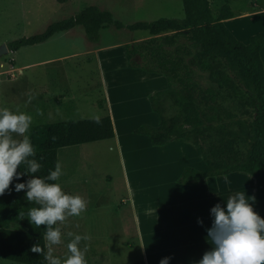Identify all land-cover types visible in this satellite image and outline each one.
<instances>
[{
	"label": "rangeland",
	"instance_id": "obj_1",
	"mask_svg": "<svg viewBox=\"0 0 264 264\" xmlns=\"http://www.w3.org/2000/svg\"><path fill=\"white\" fill-rule=\"evenodd\" d=\"M214 1L211 0L210 8L213 16L218 8ZM229 2L233 10L228 14L233 20L228 24L243 34L240 35L246 36L263 26L261 18H241L237 16V10H249L253 8V2L258 4L254 7L258 9L264 6V0ZM91 4L109 10L124 24L161 17H183L181 0H69L65 3L57 0H0V45L41 32L50 22L74 15ZM147 33L109 26L101 30L99 42L90 43L82 26L77 25L55 33L42 43L16 51L8 50L0 55V107L26 112L33 117V122L95 119L106 114L112 119L114 137L57 149V164L64 173L57 183L66 193L79 195L87 202L86 211L81 216L68 217L64 223L57 222L56 227L62 233V243L53 246V254L57 257L67 255L66 245L72 238L71 233L90 237L81 243V247H87V264L147 261V257H143L146 252L141 233L138 235L136 229L134 213L137 209L144 208L148 202H152L155 209L158 206L164 208L166 204L183 207L194 200L191 199L194 191L228 185L236 192L234 188H237L238 179L254 180L247 173L232 172L203 179L195 185L181 184L176 180L175 169L166 165L169 172L165 173L162 160L174 157L182 144L193 145L174 139L165 145L153 146L146 136L131 132L141 123H158V116L149 108L148 96L166 85L163 75L132 69L126 64L125 44L139 36L150 37ZM204 61L214 71L221 70L219 59L207 54ZM187 62L193 69L191 81L200 89L201 102L207 103L205 110L213 113V108L219 105V117L212 116L214 124L232 128L239 122L248 123L252 119L253 108L242 95L236 79L224 78L230 80L227 82L212 80L210 73L193 59L189 58ZM23 65L22 73H18V67ZM209 91L215 94L211 95ZM54 104L57 105L55 114L49 113ZM209 133L213 135V132ZM232 149L238 152L239 159L244 158L242 145L236 142ZM198 155L201 166L196 168H203L199 152ZM226 160L235 162L229 155ZM175 162L183 163L184 158ZM221 179L223 184L218 185ZM225 179H228L227 184ZM239 181L241 187L244 182ZM252 202L255 208L254 197ZM180 209L183 208L177 209L178 215L162 210L163 213L156 218L158 221H154L155 225L148 227L155 233L148 245L152 251L172 257L181 256L188 250V243L185 244L188 237H175L173 233H163L161 228L170 222L188 224L190 220ZM138 218L142 221V216ZM147 219L148 216L146 223ZM153 260L149 261L150 264ZM0 264L21 263L0 258Z\"/></svg>",
	"mask_w": 264,
	"mask_h": 264
},
{
	"label": "trees",
	"instance_id": "obj_2",
	"mask_svg": "<svg viewBox=\"0 0 264 264\" xmlns=\"http://www.w3.org/2000/svg\"><path fill=\"white\" fill-rule=\"evenodd\" d=\"M57 1L65 3L69 0ZM181 1L182 18L161 17L129 24L114 18L107 9L87 5L74 15L50 22L41 32L10 40L6 45L8 50L16 51L42 43L55 33L68 31L77 25L82 26L90 43L99 42L101 30L109 26L147 31L150 37L125 44L126 64L132 69L163 75L166 85L148 96L149 108L158 116V124L141 123L131 132L146 136L153 146L164 145L172 139H182L195 145L205 168L185 167L179 177L183 184L231 172L251 175L255 182L256 213L264 218V68L260 58L264 30L251 35L248 43H243L222 21H213L208 0ZM207 54L219 59L221 70L214 71L204 61ZM189 58L208 71L212 80L227 82L230 80L224 78L232 77L238 81L243 94L238 90L239 93L249 100L254 111L248 123L239 122L229 128L212 122V116L219 117V105L216 104L213 113L205 110L207 103L201 102L200 89L191 81L193 69L187 62ZM113 136L114 127L109 114L95 119L32 122L30 138L36 149L35 159L43 165L35 175L44 178L55 169L58 148ZM236 142L244 148L242 159L232 149ZM227 155L235 162L227 161ZM18 171L25 172L26 166L21 165ZM27 179L29 177L25 175L14 180L10 189L0 196V258L21 264H47L43 254L32 251L35 245H39L47 252L44 226L36 228L26 217L29 209L38 205L27 201L24 191L14 190L15 183Z\"/></svg>",
	"mask_w": 264,
	"mask_h": 264
},
{
	"label": "clouds",
	"instance_id": "obj_3",
	"mask_svg": "<svg viewBox=\"0 0 264 264\" xmlns=\"http://www.w3.org/2000/svg\"><path fill=\"white\" fill-rule=\"evenodd\" d=\"M32 122L33 117L26 112L0 107V196L14 180L28 176L25 182L15 183L14 190L24 191L26 200L38 205L29 209L26 217L36 228L44 226L47 242V252L39 245L32 251L43 254L47 264H87V247H81V243L89 240V236L69 233L72 238L66 245L67 255L53 254V246L62 243L61 230L54 226L68 217L81 216L87 202L79 195L66 193L56 183L64 174L60 164L44 178L35 175L43 165L35 159L36 149L30 138ZM21 165L26 166L25 172L18 171ZM248 198L244 191L237 192L226 203L211 207L212 223L207 229L210 248L197 264H264V218L253 210ZM197 223L202 225L203 221L198 219ZM169 260L164 257L159 264H169Z\"/></svg>",
	"mask_w": 264,
	"mask_h": 264
},
{
	"label": "crops",
	"instance_id": "obj_4",
	"mask_svg": "<svg viewBox=\"0 0 264 264\" xmlns=\"http://www.w3.org/2000/svg\"><path fill=\"white\" fill-rule=\"evenodd\" d=\"M214 2H216L218 8H216V15L215 16H213L214 13L211 11L213 21H222L225 24V26L231 31V33L241 42L248 43L251 35H253L259 31L264 30V17L263 18L261 17V15H264V6H260V8L256 9L254 7H257L258 4L256 2H253L251 5L253 8H250L249 10H247V9L237 10L238 11L237 16H239L241 18H249V19L251 18L252 20H255V17H257L258 19L261 18L262 22H263V26H261L260 28H256V30H254L250 34H247L246 36H242L243 34L241 32H240V34H242V35H240L238 32H236L237 30L236 29L234 30V28L230 27V25L228 24L229 21L233 20V19H230L231 17L228 14V12H231V10H233L231 8V5H230L231 2H229V0H215ZM208 3H209V8H211V5H212L211 0H208ZM148 36H149V34L147 35V37ZM142 39H145V37L139 36L138 38H136V40H133L132 42L139 41ZM260 58H261L263 68H264V45H263L262 49L260 50ZM23 67H25V65L18 67V73H22ZM13 68L15 69L16 67H13ZM1 100H2V98L0 96V103H1ZM47 107H49V106H47ZM56 107H57L56 104H54L52 108L49 107L50 110H52V111L49 110L48 112L55 114ZM46 122H54V121H46ZM157 124L158 123L152 122V125H157ZM114 135H115V133H114ZM17 138L19 139V137H17ZM172 140H174V139H172ZM198 152L200 154L199 149L195 145H193V146L186 145V144L180 145V147H178L177 153L174 157L169 156V157H167L168 159L166 161L162 160V163L165 166V173L168 171L166 168V165H168L169 168L175 169V175L177 177L176 180L179 182V177H180V175H181V173L185 167H192V168H195L198 170H203L205 168V163H204L203 168H196V167L201 166V159L198 155ZM180 158H184V162L176 164L175 161H178ZM202 160H203V158H202ZM203 162H204V160H203ZM186 163H188V164H186ZM184 164H186V165L183 166ZM231 173L223 174V175H217V176L230 175ZM211 177H215V176H211ZM211 177H207V178H211ZM207 178H201L198 181H196L195 183L184 184V185H195V184L199 183L200 181H202L203 179H207ZM239 180H242V182H244V184H242L241 187H239L240 186ZM225 182L227 184L228 179H225ZM179 183H181V182H179ZM235 183H237V182H235ZM181 184H183V183H181ZM221 184H223L222 179L218 182V185H221ZM149 185L154 187L153 186L154 184H152V185L149 184ZM235 185L237 187V188H234V189H236V192H234L231 188H229L230 186H228V185L223 186V187L218 186L216 189H215L216 186H209V189L206 188L207 190L202 191V189H201V190H198L197 192L194 191L192 193V198L190 195V198L194 199V200H192V202L184 205L183 207L173 206L172 204H166V206L164 208L158 206V208L155 209L153 206V203L148 202V204H146V206L144 208L137 209L134 213L135 219L137 220L136 229H137L138 235L141 233L143 247H144L145 252H146L145 255L142 252L143 257L144 258L147 257V261L146 260L143 261L144 264H150L149 261H151L152 259H154L153 264H159V261L165 257V254H162L159 251H156V252L152 251V249L148 247V245L150 244V239L155 237V233L153 232L154 231L153 228H148V227L151 225H155L154 221H156V222L158 221L156 218L159 217V213L160 214L163 213L162 210H168L171 214L178 215V213H177L178 208H183L180 210H183L186 214L187 220H190L188 222V224L185 223L184 225H180L178 223H171L170 222V225L164 224V225H162L161 228H163V233H169L170 232V233H173L175 237H180V236L181 237L182 236L188 237L187 242H185V244L188 243V245H187L188 250L186 252H184L181 256H173L172 255V257H169L170 258L169 264H197V262L202 258L203 254L207 250H209V248H210V245L207 241V229L211 227V223H212V218L210 216L211 207H213L217 203H221V204L223 202L226 203L230 196L235 195L237 192L244 191L246 197H249L248 199L252 203L253 210L256 212V203H255V208H254V204L252 202L253 197L255 199V188H254L255 182H254V180L248 181L247 179H245V177H242L241 179H238V183ZM159 187H161V185H159ZM246 188H248L249 191H247ZM148 201H151V200H148ZM188 206H190V207H188ZM141 216H142V221L139 220V218H138ZM147 216H148V219H147L148 222L146 223V217ZM198 219L203 221L202 225L197 223ZM143 221H144V224H143ZM147 234H148V236H147ZM183 247H185V245ZM199 250L201 251V253L199 252ZM172 252H174V251H172Z\"/></svg>",
	"mask_w": 264,
	"mask_h": 264
},
{
	"label": "water",
	"instance_id": "obj_5",
	"mask_svg": "<svg viewBox=\"0 0 264 264\" xmlns=\"http://www.w3.org/2000/svg\"><path fill=\"white\" fill-rule=\"evenodd\" d=\"M8 51L7 45L5 43L0 45V55L5 54Z\"/></svg>",
	"mask_w": 264,
	"mask_h": 264
}]
</instances>
